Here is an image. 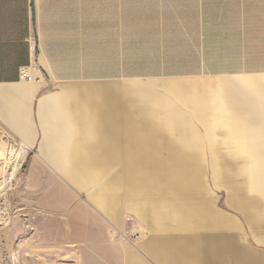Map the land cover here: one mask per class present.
Wrapping results in <instances>:
<instances>
[{
	"label": "crops",
	"instance_id": "crops-1",
	"mask_svg": "<svg viewBox=\"0 0 264 264\" xmlns=\"http://www.w3.org/2000/svg\"><path fill=\"white\" fill-rule=\"evenodd\" d=\"M34 65L43 78L22 80L19 68ZM138 82L151 91V84H179L180 93L173 95L182 105L173 111L166 106L170 99L160 94L167 99L158 106L163 110L146 105L145 120L123 121L132 112L130 88ZM103 84L114 86L112 101L102 100L101 90L93 92ZM154 109L159 121L151 115ZM214 118L249 125L238 127L247 136L232 137L248 139L247 146L215 153L216 165L209 170L226 189L222 202L206 195L201 175L208 169L191 137H185L184 144L197 154L191 160L184 156L182 167L175 168L186 174L184 224L157 211L164 204L153 201L148 172L137 177L144 188L140 202L130 205L137 192L128 181L134 159L126 129L150 126L161 169L168 151L158 148L163 139L157 138L156 127L172 131L177 126L197 137L199 132L186 127L209 125ZM117 130L122 185L117 193L91 196L112 214L118 212L116 231L126 226L122 192L126 205L135 209L141 237L136 247L114 239L108 217L91 205H76L69 214L76 226L75 263L103 264L98 255L108 245L119 250L120 264H264V0H0L4 152L28 154L20 167L99 164L110 161L104 147L84 145L78 138ZM69 149V155L60 154ZM231 155L246 158H224ZM248 161L257 163L249 171ZM249 183L261 187L262 195H248Z\"/></svg>",
	"mask_w": 264,
	"mask_h": 264
},
{
	"label": "rangeland",
	"instance_id": "rangeland-1",
	"mask_svg": "<svg viewBox=\"0 0 264 264\" xmlns=\"http://www.w3.org/2000/svg\"><path fill=\"white\" fill-rule=\"evenodd\" d=\"M151 88L159 94L163 101L167 100L164 98L165 96L170 99L166 106L171 110L173 109L174 111L176 109V104L182 105V102H177L173 95L176 94L175 92L163 91L154 84H151ZM183 93L181 92V94ZM123 116V121L129 122L134 120L139 122L147 118L137 116L134 112H128ZM224 121L230 122V119L214 118V120L208 121L210 122L209 125L186 127L190 131L200 133L197 137H191L190 140L193 141L191 144L198 147L201 162L206 166L204 169H208L201 175L207 186L206 195L210 199L217 198L219 202H222V199L226 196V189L222 182L216 178L217 174L209 171L216 165L215 153L226 152L234 147L247 146L246 144L249 141L248 139L232 138L247 136L249 134L248 131H240L238 127H242V130H247L249 125H235ZM189 122L192 123L194 121L191 120ZM196 122L198 123L199 121L197 120ZM126 130L130 140L129 148L133 149L134 159L132 161L133 173L128 178V181L136 186L137 192L136 201L130 203V205L135 206L140 202L138 193L143 191L144 188L141 190L142 184H140V180L137 177L142 171L148 172V176L152 180L150 189L154 192L153 201H160V204H164L162 207L157 208V211L161 214L160 211L162 209L165 210L166 213L163 216H169L174 223L183 225L182 196L186 193L185 169L167 172L159 169L155 159V152L151 148L154 140L150 126H133ZM225 138L231 139L226 140ZM3 140L2 151H4V145L8 144V140L5 137ZM29 155L31 160L37 159L36 154ZM4 156H7L6 159L10 158L9 161L7 160L9 168L17 163L16 155L7 154ZM4 156L0 157L4 158ZM119 158L120 154L117 157L119 170L117 180L120 188L122 185L121 172L123 165ZM224 158L230 160L243 159L246 156L231 155L224 156ZM248 162L247 170L257 165V163L252 161ZM22 167H19L20 169L15 173L9 185L3 188L6 193V203L1 202L3 204H0V206H4L7 212L5 217H0V264H77L74 261L76 258L77 238L72 235L76 226L69 222L71 208L76 205L93 206L98 211V214L108 217L111 226H113L111 230H113L114 226L118 228V212L114 215L112 212L102 208L87 190L79 189L71 179L70 181L68 179L65 180L66 177H64L65 179L60 177L53 167L33 168L30 167V163H24ZM191 177L194 178L195 175ZM254 178L256 177L254 176ZM256 179L258 180V178ZM258 181L261 184V180L259 179ZM259 188L255 183H249L246 186L247 194L262 195ZM119 197L121 198V209H127L124 212L126 215V226L120 230H113L112 237L117 240L122 239L129 245L132 244L131 246L136 247V242L141 237V225L135 220V215L132 211L135 209L126 205L122 192H120ZM62 233L65 236L62 237ZM24 243L30 247H42L25 248ZM105 246L106 250L99 254L98 258L102 261L105 260V264H120L119 250L111 251L110 246Z\"/></svg>",
	"mask_w": 264,
	"mask_h": 264
},
{
	"label": "bare ground",
	"instance_id": "bare-ground-1",
	"mask_svg": "<svg viewBox=\"0 0 264 264\" xmlns=\"http://www.w3.org/2000/svg\"><path fill=\"white\" fill-rule=\"evenodd\" d=\"M133 95H134V102L130 105V110L132 113L134 112L137 116H141L142 118L147 117V110L146 105L149 107L150 104L156 106V110H163L161 107L158 106L165 104V101H162L159 98V94L154 93L151 91L147 86H143L139 83H132ZM153 85V84H152ZM160 85V84H159ZM151 86V85H150ZM158 86V85H156ZM161 86V85H160ZM164 91L168 90L170 92H175L176 94L180 93L181 87L179 84L175 82H165L162 87ZM153 87V86H152ZM183 90H188V86L182 85ZM103 93L102 100L105 101H112L114 86L109 84H103L100 87H96L93 89L94 93L98 92ZM89 92V91H87ZM155 109L151 112L153 115V119L159 121L157 117V113ZM159 115V114H158ZM161 121V120H160ZM172 131H168L166 127H156V131H158L157 138L163 139L158 143V148L160 150L163 148L164 150L168 151L167 154V165H162L161 169L163 172L173 171L175 168H181L184 160V156L190 159V156L197 154L196 149L192 145H187L184 143L182 139L185 137H192L194 133H183L180 131V128L173 127L170 128ZM91 134L82 135L83 138H78L80 143L84 145H91L94 144V147H104L107 155L110 158V161L102 162L99 164L94 163H86V164H69L64 166H52L57 173L62 176H66L65 180H72L76 183L77 187L81 190L88 191L94 198L97 196L102 195L103 193H117L119 188V181L118 179V161H117V148L119 143V135L120 132L117 131H101L98 134H95L94 137L90 136ZM0 156H4L9 154L8 152H4L1 150L3 145V138L0 136ZM159 150V151H160ZM11 151V150H10ZM71 150H64L61 151L60 154L69 155ZM13 153V152H12ZM11 154V153H10ZM27 155L25 152L22 153L19 157L20 160L17 159V163L14 164L9 168L8 161L10 158L6 159L7 156L4 158L0 157V204H5V192L3 188L9 185L11 179L14 177L15 173L20 169L21 160L22 158ZM11 156V155H10ZM8 156V157H10ZM17 156V155H16ZM18 157V156H17ZM18 157V158H19ZM8 160V161H7ZM70 180V181H71ZM125 187V185H124ZM89 195V194H88ZM98 199V198H97ZM96 200V199H95ZM98 203V200H96ZM3 202V203H1ZM6 209L4 206H0V217H5ZM134 263V262H133ZM138 263V262H137ZM136 264V262H135Z\"/></svg>",
	"mask_w": 264,
	"mask_h": 264
},
{
	"label": "built area",
	"instance_id": "built-area-1",
	"mask_svg": "<svg viewBox=\"0 0 264 264\" xmlns=\"http://www.w3.org/2000/svg\"><path fill=\"white\" fill-rule=\"evenodd\" d=\"M36 66H21L19 68V76L22 80L35 82L40 78H43L36 70Z\"/></svg>",
	"mask_w": 264,
	"mask_h": 264
}]
</instances>
